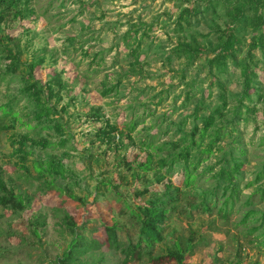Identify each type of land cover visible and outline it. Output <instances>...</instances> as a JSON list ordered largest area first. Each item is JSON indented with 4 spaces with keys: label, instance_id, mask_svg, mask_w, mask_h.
<instances>
[{
    "label": "rangeland",
    "instance_id": "1",
    "mask_svg": "<svg viewBox=\"0 0 264 264\" xmlns=\"http://www.w3.org/2000/svg\"><path fill=\"white\" fill-rule=\"evenodd\" d=\"M192 3L204 11L193 18L192 34L207 52L188 69L184 79L185 60L175 57L173 49L179 39L190 36L174 33L177 11L181 6L191 5L185 0H22L19 7L24 11L23 17L10 16L3 25L4 35L12 36V48L15 46L20 53L21 64L44 59L36 72L38 80L45 84L55 75L60 77L62 86L54 88L61 99L52 100L57 115L51 119L63 124L66 130L59 137L37 127L38 121L31 114L33 105L23 98L18 103L22 123H17L15 130L0 131V177L8 188L22 195L27 206L24 212L0 207V264H55L72 241L65 215L85 228L89 239L103 242L106 237L103 226L116 223L121 241L126 244L139 241L140 227L127 206L136 210L150 198L148 194L143 197L137 194L150 185L146 180L154 182V172L128 171L123 159L135 161L140 141L152 140L159 127L156 146L164 145L166 149L161 155L154 151V166L158 167L156 161L174 150L170 144H177L184 133L190 132L197 98L212 93L206 99V104L212 106L209 111L220 104L217 88L211 89L210 78L205 81L206 64L214 56L213 50L219 43L216 31L227 21L224 17L227 10L218 8L217 15H212L201 0ZM138 24L153 25V29L134 28ZM134 29L141 30L137 36L139 64L129 51L132 45L136 47L134 40L124 43V35ZM145 32L149 34L143 36ZM247 51L245 45L239 58H244ZM255 54L264 70V55L259 51ZM6 65L5 57H0V107L25 88L19 77L6 74ZM220 79L228 94L241 91L240 70L231 61L229 73ZM192 82L195 98L185 106L186 94L191 91L187 85ZM257 86L264 96V81L258 80ZM111 88L114 89L104 96ZM253 100L250 106L257 107V114L252 115L256 121H240L235 127V135L243 142L242 159L246 163L234 209L227 219L220 216L221 202L212 213L192 209L200 203L201 194L213 190L214 174L220 169L218 162L223 151L214 152L202 162L194 187L182 185L184 174L180 165L171 174L168 167L161 170L181 192L177 195V212L169 215L165 225L167 239L154 246L153 255L163 254L179 238L193 236L195 243L201 238L205 241L194 249L187 264H264V247L261 238L257 239L264 229L249 234L261 226L260 217L264 213V180L251 185L264 166V100L259 101L256 95ZM228 101V109L236 105L232 98ZM184 119L187 126L182 131ZM130 123L136 124L135 131L130 133L131 141L124 129ZM107 124L117 126L125 137L119 140L117 136L111 145L101 142L98 132ZM25 136H28L24 141L27 155L17 152L19 141ZM62 140H66L65 146L60 145ZM43 141L48 142L47 148L43 147ZM207 142L208 139L200 149ZM230 142L229 138L223 140L224 150L229 149ZM48 161L60 163L64 175L50 174ZM134 172L145 178L133 177ZM102 182L112 184L102 186ZM154 187L161 190L155 182L150 188ZM248 210L259 214L242 224ZM80 259L98 264H136L125 263L124 256L107 246L90 250ZM137 264L149 263L145 259Z\"/></svg>",
    "mask_w": 264,
    "mask_h": 264
},
{
    "label": "trees",
    "instance_id": "2",
    "mask_svg": "<svg viewBox=\"0 0 264 264\" xmlns=\"http://www.w3.org/2000/svg\"><path fill=\"white\" fill-rule=\"evenodd\" d=\"M192 1L185 0L188 4L191 3V5L187 7L181 6L177 11L178 15L175 20L174 33L176 35L190 34L189 38L185 36L179 39L176 47L173 49L175 57L185 60L186 68L182 70L183 79L186 78L188 69L190 70L191 67L201 61L207 52V48L199 43L196 35L192 34L193 18L204 12L193 6ZM201 1L212 11V15H217L218 8L227 10V13L224 15L227 21L224 22L223 26H218V30L216 31L219 34L217 39L219 43L213 50L214 56L208 59L206 64L208 74L205 81L207 77L210 78L211 89L213 87L217 88L220 104L209 111V107L212 106L206 104V99L211 98L212 93L207 96L203 94L200 98H197L198 100L192 115L194 119L190 132L187 134L184 133L177 144H170L174 150L168 156H163L156 161L158 167L154 166V151L161 155L166 149L164 145L156 146L155 136L160 132L159 127L156 128L157 131L154 136L152 135V140L146 139L140 141L139 148L136 147L138 150L134 155L136 158L135 161H130L128 158L123 159V163H125L128 171L136 169L143 173L154 172L153 181L161 187V190L155 187L150 188L154 182L146 180L150 185L148 186L147 184L148 187L146 190L139 192L137 196L143 197L148 194L150 198L145 204H139L136 210L127 206L131 217L136 220L140 227L139 241L136 244H126L119 239V229L116 223L103 226L106 235L103 242L96 239H89L85 235V228L78 226L70 216L65 215L70 227L69 229L72 232V241L68 249L64 252L63 257L57 258L55 264H98L95 262H81L80 257L90 250H99L103 246H107L111 251L119 252L124 256L125 263L131 262L137 264L147 259L149 264H187L194 249L200 243H203L202 241H205L204 238L199 239L197 243L194 242L193 236L187 239L179 238L169 244L163 254L153 255L152 253V249L156 244L163 243L167 239L165 225L169 215L177 212V195L181 192L180 187L174 186V182L162 174L161 170L168 167V173L171 174L175 170L174 167L177 164L180 165L184 174L182 185L185 188L194 187L198 180L196 172L202 162L209 159L214 152H224L222 159L220 158V162H218L220 169L214 174L216 183L213 190L204 192L199 196V204L191 207L192 209H200L202 213H212L213 209L217 207V203L221 202L222 205L219 207V213L223 219H227L230 212L234 209L240 193L238 183L242 179L246 163L242 159V156L245 155V150L241 147L243 142L240 137L235 135V131H237L235 127L240 121H256L255 118H252V115L257 114V107H251L250 104L253 103V97L255 95L259 101L264 100V96H261L259 92L260 88L257 86L258 80L264 81V70L261 69V62L255 54L256 51H259L264 55V0ZM21 4L22 0H0V57H5L7 63L6 74H14L25 84V88L19 96H15L8 103L0 107V131L7 132L15 130L17 123H22V116L18 111V103L25 98L28 100L27 102L33 105V113L31 114L38 121L37 127L41 126V129L49 130L59 135V137H62L65 135V126L57 120L51 119V117L57 115V108L51 105V102L54 98H57L58 101L61 99L54 88L55 86H62L60 77L55 75L51 81L45 84L38 80L36 78V72L44 64V59L38 58L29 64H21L19 51L17 52L15 50V46H13L14 49L12 48V36L9 34L4 35V29H2L10 16L13 19L23 17L24 11L19 7ZM137 27H145L149 31L153 29V25L146 24L134 26V28ZM140 32L141 30L134 29V32L129 31L124 35L125 44L128 43V39L134 40L133 43L136 47L132 45L129 51L131 56L136 59V64H139L138 53L140 45L137 43V36ZM148 34L149 32H145L143 36ZM247 35H249V38ZM245 45H248L247 54L244 58L240 59L239 56ZM229 61L240 70V79H242L241 91L236 95L228 94L224 82L220 79L221 75L229 73ZM20 68L23 69L20 70ZM18 72L21 73L19 74ZM194 86L195 82L187 85L188 88H191V91L186 94L185 106L195 98V95L192 94ZM113 89L111 88V90L104 92V96L108 95ZM228 98H232L236 103L231 109H228L230 106ZM27 116L29 115L24 114V117ZM218 123H221V125ZM24 125L28 128L31 127L29 124ZM186 126L187 120L184 119L181 122L182 131ZM124 129L128 130L126 136L131 141L130 133L135 131L136 124L130 123ZM117 136L121 140L125 137V134L119 131L115 125L107 124L106 127H102L98 132V138H100L101 142L110 145L115 141ZM225 138L231 139V142L228 144L229 147L227 146L229 148L228 150H224L223 140ZM206 139H208L207 144L203 149H200ZM27 140L28 136H25L19 141V150L17 152L25 153L24 141ZM60 145L65 146L66 140L60 141ZM123 146L125 147V144ZM43 147H48L47 141H43ZM194 151H199V153L193 154ZM25 155L27 154L25 153ZM204 156L206 157L204 158ZM46 167L50 174L64 175V170L60 163L48 161ZM40 171L41 174H44L43 170ZM209 171L212 172L213 168ZM121 177L122 175H120ZM133 177L137 179L145 178L144 175L136 172L133 173ZM263 180L264 166L257 173L251 185H257ZM111 184V182L101 183L102 186H109ZM247 203L252 205L250 201ZM0 207L17 212H24L27 209L22 195L16 194L13 189L8 188L1 177ZM257 214L259 212L248 210L241 223L245 224L251 217ZM260 218L262 220L261 226L253 228L249 232L250 235L264 229V213H261ZM77 229H80L82 233H77ZM33 233L36 235L37 231L34 230ZM258 238H261L260 243L264 247V231L257 236Z\"/></svg>",
    "mask_w": 264,
    "mask_h": 264
}]
</instances>
